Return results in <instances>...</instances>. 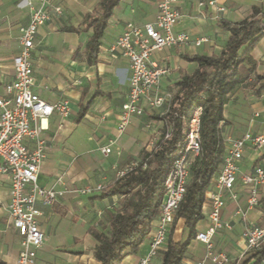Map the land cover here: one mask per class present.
<instances>
[{"label":"crops","instance_id":"crops-1","mask_svg":"<svg viewBox=\"0 0 264 264\" xmlns=\"http://www.w3.org/2000/svg\"><path fill=\"white\" fill-rule=\"evenodd\" d=\"M37 1L0 0V97L14 78L12 59L19 51L20 29L30 20L27 3L37 6ZM100 1L51 0L53 6L61 8V13L50 11L49 20L37 30L30 52L33 93L49 104L65 100L69 106L67 119L62 120L54 113L42 122L47 128L40 134L45 144V158L39 167L38 184L67 193L50 207L40 206L38 225L44 234V243L37 250L35 264H98L93 255L97 242L91 230L108 233L109 215L119 208L122 197L101 199L98 197L101 191L82 195L76 190L113 184L120 172L136 166L145 152L152 151L164 132L163 117L177 90L176 84L198 67L196 62L186 58L219 56L229 38V33L220 27L222 20L241 22L251 16L253 7L264 13V0H178L176 7L180 19L175 30L186 33L190 43L152 54L153 63L169 68L168 75L149 94L150 98L162 96L163 104L152 110L143 99L140 103L142 114L131 116L120 132L117 126L127 97L129 63L119 50H111L110 46L127 23L143 26L153 22L158 14L159 0H120L99 40L96 62L90 65L86 45L92 30L68 29H81L85 16L95 13ZM201 38L205 41L195 45L194 42ZM250 55L256 62L255 71L234 88L223 108L221 134L225 148L230 140L240 139L247 133L264 135V89L260 95L254 94L264 82V36L253 46ZM85 105L86 111L81 114ZM28 145L32 146L33 142ZM108 146L110 153L103 154L101 149ZM192 157L195 156L190 157V164ZM238 166L239 173L231 191L236 199L230 197V192L223 191L226 203L220 215L222 226L211 239L215 252L228 255L230 262L227 264H237L248 252L241 236L244 226L264 227V185L258 188L259 204L247 209L249 186L240 180L256 167H264V148L256 150L245 146ZM8 187V181L2 178L0 262L15 264L22 235L13 228L2 208L9 200ZM210 189L214 190L213 181ZM210 210V201L205 199L203 218L196 225V234L208 228ZM152 236L153 228L138 249L128 253L121 264H136L146 256ZM169 237L173 242L187 240L183 219L175 220ZM167 243L168 240L156 251L150 264H162L161 252L167 248ZM205 252V245L192 239L182 264H197Z\"/></svg>","mask_w":264,"mask_h":264},{"label":"built area","instance_id":"built-area-1","mask_svg":"<svg viewBox=\"0 0 264 264\" xmlns=\"http://www.w3.org/2000/svg\"><path fill=\"white\" fill-rule=\"evenodd\" d=\"M177 1L159 0L158 14L153 22L143 26L127 23L123 32L110 46L111 50H119L129 63L127 97L122 105L117 126L120 132L128 124L131 116L142 114L143 108L140 103L143 99L147 100L152 110L163 104L162 96L150 98L149 94L152 88L157 87L160 80L168 75L169 68L153 63L152 54L165 48L190 43L186 33L175 30L180 19L176 7ZM209 4L212 5L211 2ZM27 5L30 10V20L27 26L20 29L19 51L12 59L14 78L5 86V93L0 97V185L2 178H6L9 184V200L2 208L7 212L13 228L22 235L15 264H35L37 250L44 243V234L38 225V218L41 215L40 206L50 207L67 193L66 190L41 187L38 184V173L40 164L45 158V144L40 134L47 125H43L42 122L54 113H57L62 120L67 119L68 102L60 100L49 104L33 93L34 79L30 62V52L38 28L49 20L51 10L55 14H60L61 8L53 6L51 0H38L37 6L31 2ZM262 32L264 33V25ZM204 41L205 39L201 38L194 44L198 46ZM201 114L202 108L198 106L191 114L185 136L176 145V155L164 181L160 213L152 226L150 250L136 264H150L156 251L168 240L176 212L186 194L190 178V157L200 153ZM168 136L169 132H166L165 137ZM30 141L33 142L32 146L28 145ZM247 145L256 150L263 149L264 135L247 133L240 139L228 142L223 163L212 180L214 190L209 188L205 196V199L210 201L211 210L208 216V228L195 237L205 245L206 250L204 258L197 264L230 262L228 255L214 251L211 239L216 230L222 226L220 215L226 203L223 191L230 192V197L236 199V195L231 194V191L239 173L238 162ZM110 151L109 146L101 149L103 154H109ZM125 172H120V176ZM240 180L249 186L246 205L247 209H252L259 204L258 188L264 185V167H256L252 173L242 175ZM101 190L102 186L98 185L95 188L87 187L76 192L85 195ZM241 236L247 251L264 247V227L246 224Z\"/></svg>","mask_w":264,"mask_h":264},{"label":"trees","instance_id":"trees-1","mask_svg":"<svg viewBox=\"0 0 264 264\" xmlns=\"http://www.w3.org/2000/svg\"><path fill=\"white\" fill-rule=\"evenodd\" d=\"M119 2L101 0L97 11L85 16L81 29H68L75 32L92 30L86 45L90 65L96 62L99 40ZM263 25L264 13L255 7L251 16L241 22L222 20L220 27L229 33V38L219 56L186 58L196 62L198 67L193 73L182 76L176 84L177 90L171 96L168 111L163 117L165 129L159 141L152 151L143 154L136 166L119 176L113 184L102 188L98 196L101 199L115 195L122 197L119 208L109 215L108 233L91 230L97 242L93 255L98 264H121L124 257L136 251L149 235L160 213L164 181L173 164L176 145L185 136L192 112L200 106L201 149L190 164L186 194L175 217V220L183 219L188 238L181 243L173 242L169 237L167 248L161 252L162 264H182L190 241L196 237V225L203 218L206 193L225 157L221 134L224 105L234 88L245 82L256 69L250 51L264 36ZM263 89L264 82L254 94L260 95ZM85 111L86 105L82 106L81 114ZM166 132H169L167 138ZM261 261H264V247L248 251L237 264H258Z\"/></svg>","mask_w":264,"mask_h":264},{"label":"rangeland","instance_id":"rangeland-1","mask_svg":"<svg viewBox=\"0 0 264 264\" xmlns=\"http://www.w3.org/2000/svg\"><path fill=\"white\" fill-rule=\"evenodd\" d=\"M192 159H193V157H192Z\"/></svg>","mask_w":264,"mask_h":264}]
</instances>
